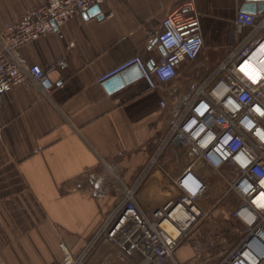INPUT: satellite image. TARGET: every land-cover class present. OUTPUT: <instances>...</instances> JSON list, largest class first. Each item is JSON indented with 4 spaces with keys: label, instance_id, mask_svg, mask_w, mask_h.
<instances>
[{
    "label": "crops",
    "instance_id": "0c3cea01",
    "mask_svg": "<svg viewBox=\"0 0 264 264\" xmlns=\"http://www.w3.org/2000/svg\"><path fill=\"white\" fill-rule=\"evenodd\" d=\"M185 1L109 0L99 6L102 18L75 15L61 36L47 33L20 48L29 65L49 70L52 87L42 92L26 78L0 96V256L6 264H55L64 249L76 254L167 130L170 114L159 100L171 103L202 63L217 64L239 42L233 19L245 0H191L203 46L196 60L178 62L175 79L151 89L141 77L111 92L97 82L132 56L147 66L157 62L161 20ZM46 2L0 0V28ZM161 158L163 170L137 188L142 208L159 207L176 193L162 172L173 176L174 160L167 153ZM215 218L211 229L196 234L215 229L222 217Z\"/></svg>",
    "mask_w": 264,
    "mask_h": 264
},
{
    "label": "built area",
    "instance_id": "2783aa9c",
    "mask_svg": "<svg viewBox=\"0 0 264 264\" xmlns=\"http://www.w3.org/2000/svg\"><path fill=\"white\" fill-rule=\"evenodd\" d=\"M108 1L47 0L0 28V96L26 78L49 92V70L29 65L20 48L47 33L61 36L60 28L70 18ZM233 23L242 33L239 42L217 64L202 63L187 90L171 103L159 100L170 121L144 169L132 186L121 187L119 199L84 246L76 254L64 249L55 264H184L178 250L213 213L223 219L209 241L195 244L193 264H264V205L256 203L264 194V140L256 134L257 129L264 133V71L253 79L241 68L253 61L256 50L264 53V11H237ZM156 40L165 53L151 67L135 55L102 73L97 82L132 65L151 89L175 79L178 62L196 60L203 46L191 0L164 16ZM161 69L171 74L162 78ZM164 153L176 165L173 176L162 171L176 193L159 207L142 208L135 199L137 188L152 172L163 170ZM193 179L201 184L195 196L183 184ZM176 212L185 218L179 220ZM164 222L174 227L175 235ZM0 264H6L1 256Z\"/></svg>",
    "mask_w": 264,
    "mask_h": 264
},
{
    "label": "water",
    "instance_id": "95a60500",
    "mask_svg": "<svg viewBox=\"0 0 264 264\" xmlns=\"http://www.w3.org/2000/svg\"><path fill=\"white\" fill-rule=\"evenodd\" d=\"M239 11L245 13H259L264 11V0H245ZM84 17L94 16L96 15L97 18H102L103 14L100 12V7L98 5H94L90 7L86 12L83 13ZM162 54H164V50L161 49ZM151 67L152 65H148ZM141 78V71L138 66L132 65L121 70L118 73L106 78L103 81V85L107 91H116L119 89L124 88L129 83Z\"/></svg>",
    "mask_w": 264,
    "mask_h": 264
},
{
    "label": "rangeland",
    "instance_id": "374dc122",
    "mask_svg": "<svg viewBox=\"0 0 264 264\" xmlns=\"http://www.w3.org/2000/svg\"><path fill=\"white\" fill-rule=\"evenodd\" d=\"M254 63H256V62L247 63L245 65L243 64V66H241V68L243 67V69L246 70V68H245L246 65L250 68V67H252V65H254ZM259 70H260V72H263L264 71V70H261L260 68H259ZM213 217H214V219L216 221L215 213H213L211 215H208L207 218L204 220V222L201 223L200 226H197V228L194 231H198L199 229L202 228V229H205V232H206L207 228L208 229H211V228L207 227L208 226L207 224H208V222H210L211 224L214 222L213 221ZM221 217L223 219V216H221ZM204 225H206V226H204ZM202 226H204V227H202ZM213 232H215L214 229L212 231L208 232L206 235H203V238L202 239H199L197 237V234L196 233L195 234H191L188 237V239H185V241L183 242L182 247L179 249V250H181V252H180L181 255L178 254V256L181 259V261L184 264H193L196 261V259H197V257H195V255L193 253V249H194L195 244L198 243V242L205 243V242L209 241L210 237L213 235L212 234Z\"/></svg>",
    "mask_w": 264,
    "mask_h": 264
},
{
    "label": "clouds",
    "instance_id": "9594fccd",
    "mask_svg": "<svg viewBox=\"0 0 264 264\" xmlns=\"http://www.w3.org/2000/svg\"><path fill=\"white\" fill-rule=\"evenodd\" d=\"M245 68L248 72V75L251 76L253 79H255L256 75H257L256 70L253 68H249L247 65L245 66ZM160 74H161L162 78H167L171 73H170V70H168V69H161ZM202 109H203V105H201L199 108H197V111H202ZM190 126L191 125H189V127ZM256 134L259 136V138L261 140H264V133H261L259 129H257ZM241 163L244 164V163H247V161H241ZM183 184L186 187L189 194H191L192 196H195L201 187L200 182L197 180H194V179L192 180L191 183H188V181L185 180L183 182ZM249 187H250V185H249ZM256 203L259 205H264V194H261L260 196H258L256 198Z\"/></svg>",
    "mask_w": 264,
    "mask_h": 264
},
{
    "label": "bare ground",
    "instance_id": "6f19581e",
    "mask_svg": "<svg viewBox=\"0 0 264 264\" xmlns=\"http://www.w3.org/2000/svg\"><path fill=\"white\" fill-rule=\"evenodd\" d=\"M262 50H256L255 53H254V58H255V61L256 63H254L255 65H252V67L250 68H253L256 70V77L258 75H260L262 72H260L259 68L261 70H264V53L262 52ZM260 53L263 54L261 57H260ZM260 57V58H259ZM252 63V62H251ZM246 71V70H245ZM247 72V71H246ZM179 220H183L185 218L184 214L183 213H178L176 212V215H175ZM164 226L165 228L168 230V232H170L172 235H175L176 233V230L174 229V227L169 224L168 222H164Z\"/></svg>",
    "mask_w": 264,
    "mask_h": 264
}]
</instances>
